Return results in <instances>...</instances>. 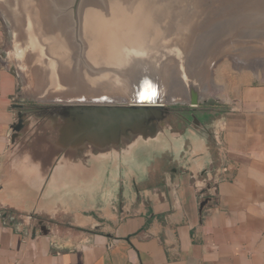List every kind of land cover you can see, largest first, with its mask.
<instances>
[{
    "label": "crops",
    "instance_id": "0c3cea01",
    "mask_svg": "<svg viewBox=\"0 0 264 264\" xmlns=\"http://www.w3.org/2000/svg\"><path fill=\"white\" fill-rule=\"evenodd\" d=\"M15 53L0 26V165L12 122L10 106L23 94ZM260 94V112L227 116L215 142L193 130L186 132L183 147H176V137L149 164L143 159L125 164L122 186H113L109 203L101 206L94 198L87 207L92 215H75L74 224L84 230L56 237L36 230L32 235L25 221L0 216V264H264V92ZM209 161L212 169L205 172ZM214 180L217 200L200 212V201L209 195L206 184ZM7 188L0 177L3 207L14 203L6 197ZM72 193L52 194L54 207L47 204L38 211L53 210L58 202L82 208Z\"/></svg>",
    "mask_w": 264,
    "mask_h": 264
},
{
    "label": "rangeland",
    "instance_id": "374dc122",
    "mask_svg": "<svg viewBox=\"0 0 264 264\" xmlns=\"http://www.w3.org/2000/svg\"><path fill=\"white\" fill-rule=\"evenodd\" d=\"M64 1L67 3L65 4ZM83 1H85V0H63L62 6H63V4H65L66 6L65 7L58 6L57 9H55V13H54V11L51 12V15L53 14V20H52V27L50 28V31L55 32V34H56V31H58L57 29L62 28L63 32H69V35L65 38V45L62 49V52H59V51H53V50L49 49V47L45 48V45H44L45 42L43 41L44 39L41 36L40 30L38 28L34 27V25L32 24V22L29 21V19L25 13H20L19 11L18 12L16 11V15L18 16L19 19L12 16V13H13L12 10L14 8V5L13 4L11 5L12 0H0V26L3 29V32L6 33V38L8 40V44H11L13 46V48H15V52H16L15 53V55H16L15 70L17 73L19 72L18 73L19 84L22 87L21 92H23V94L17 96V100H20V101H15V102H23L24 104H26V106H28L26 108L27 114L31 115L36 110L35 106H42V107H47V108H51V109L62 106V105H58V104L57 105H46V103H49V102L41 101V100H42V98H46V97L56 98L54 96L65 95L66 93H67V98L76 97V96L72 95L71 91L77 92L76 90H81L80 87L75 89V87H78L77 83L81 84L82 87L84 88L86 85L85 83H88L85 75H87L89 72L93 74L94 72H91V70L92 71L98 70L97 68H99L97 66L96 67L94 66V68H93L91 65H86L88 63V59L86 58L87 57L86 56V54H87L86 53L87 42L82 37V34L85 32H82L83 30L81 29L82 25L84 26L85 23H83V24H81V23L84 22V20L89 21L88 19H90L89 22H92L96 19V17L104 16L103 14H106L109 12L107 9L108 7H106V5H108L109 3L107 2V0H98V1L96 0L97 2H99L100 5L104 4L103 6H100L95 0H92L93 4H91V5H93V6H91L90 3H92V2H90L89 0H86L85 2H83ZM155 1L154 2L156 3L157 9L159 8L158 4L160 5L162 2H164V0H155ZM166 1L169 2V6H171V8L174 9L173 10L174 13H177V11H180V8H182V9L184 8L188 11V7L195 5V3L193 2L195 0H166ZM57 2L58 1H56V3ZM86 2H89V3H86ZM198 3L200 6L198 7L199 13L197 12V14H198V16L199 15L200 16L199 17L197 15L194 16L191 19L190 23L187 24L186 27L182 30L183 35L188 36L187 39H188L189 44H191V46L195 47L194 51L197 52L196 54H198L197 55L198 57L195 56V58L194 57L191 58L193 60H189V61L192 64H194L195 62L201 63V62H203L202 59L206 55H210L212 52V53H215L219 56V57L214 59V61H217V63L214 67H209L206 78L204 81H199L198 79H195L193 77H188V81L186 82L183 80L180 72L176 71L175 67L172 68L173 73L171 72V80L170 81L174 86H176L177 88H179V90H181V92L180 91L177 92V94L180 93V94H178V97L180 95H185V96L191 95L192 91L190 92V90H189L190 87H192L193 93L194 92H200L199 86L201 88H202V86H204V87H207L208 89H211V91L213 92L212 93L213 95L211 97L208 96L207 99L205 100L204 104L207 106L213 107V109H217V111L219 112V114L217 116V118L219 119L218 124H217V129H218V133H219V130L222 129L223 122L227 116H236L239 114L240 115L250 114V116H252V115L260 112L259 108L256 105V102H258L257 99H259V98L261 99V97H262L260 93L264 92V71L259 70L260 72H258V71L249 70V69H246L243 67L241 68V66H240L241 61L240 60H239L240 62L238 61L239 65L231 66L227 62V57L230 55L229 50L235 49L234 47L233 48L229 47L228 49H226L224 51L227 53H224L222 55L219 54V51L222 48L221 42L226 41V39L228 38L227 36H232L234 43H236V45H237V48L247 47L248 52H250V53L253 50L258 49V54L261 56L258 55L257 57L264 59V35H262V34H264V0H246V1L245 0H198ZM232 3H234V4H232ZM83 4H85L86 7ZM94 4H95V6H94ZM98 5H99L100 9L98 8ZM93 7H95L94 8L95 13L91 12L94 10V9H92ZM84 8H85V10H83ZM86 8H88V9L86 10ZM149 8L154 9L155 4ZM162 8H159V11H157V12L161 13L163 11ZM81 9L86 16L83 14ZM218 9H220V10H218ZM88 10H89V12H87ZM96 10L99 11L98 12L99 15H97ZM81 14L83 16H81ZM87 15H88V17H87ZM217 15H219V16H217ZM62 16H63V18H65V20H63V21H61ZM90 16H91V18H89ZM93 17H95V18L92 19ZM50 18L52 19L51 16H50ZM58 20H60V21H58ZM18 21H20V22H18ZM26 21H27V23H26ZM57 21L59 23H57ZM66 21L68 22L67 26H65ZM203 21H205V22L203 23ZM214 21H216V22H214ZM60 22L61 23L65 22V23L61 24ZM89 22H86V23H89ZM155 25L156 24H155V20H154V26ZM206 25H208V26H206ZM229 25H231V26H229ZM64 26H65V28H64ZM189 27H190V29H189ZM138 28L139 27L135 28V30H137V32H138ZM149 28L151 29V27H149ZM83 29L85 30L86 27ZM197 29H199V30H197ZM147 30H148V27L142 29V33L145 35ZM224 30L226 32H224ZM189 31H191V32H189ZM196 31L197 32L199 31V32L197 33ZM214 31H215V33H214ZM184 32H185V34H184ZM206 33H207V35H206ZM259 33H260V35H259ZM245 34H246V36H245ZM209 35L213 38H211ZM31 38L34 39L35 42H29ZM205 38L207 40L208 39L209 40L207 41ZM213 44H215V45H213ZM211 46H213V47H211ZM255 46H257V49ZM66 56L70 57V64H67V65L65 63ZM216 56H214V57H216ZM173 57L175 58V61H179V59H180L179 58L180 55L179 56L173 55ZM49 61H52L56 68H58L59 65H61L63 68L61 69L60 72H63L64 75L71 76L70 74H72L73 76H75V78L77 79V81H75V82H77V83H75L76 85L74 84V86L71 85L69 87L68 86L62 87L60 85V89H59V87H58L59 84L56 83L55 85L54 84L50 85L49 79H43V81H41V82L38 81L37 78H39L40 75L46 78L45 74H43L42 71H44L46 64ZM67 66L70 70V74L67 72ZM239 66H240V69H239ZM186 68H187V65H186ZM46 70H48L47 67H46ZM177 70H178V68H177ZM51 71H52V68L48 70L49 73ZM60 72L57 73L56 75L59 76ZM103 72L104 71H100L96 75L97 76L101 75ZM240 72H243V73H240ZM84 73H85V75H84ZM145 73L142 75L143 77L139 78L138 82L141 81L140 83L144 84V83H146L147 80L150 81V79H152L151 74H148V73L145 74ZM211 73H212V75H211ZM137 74L138 73L136 71H134V69H133L132 71H130V75L128 76L127 79L129 80V78H130V81H131L134 78H136ZM123 76H124V74H123ZM123 76H122V78H125V76L124 77ZM175 81H177V82H175ZM189 84H190V86H189ZM98 87H99V90L101 89L100 91L111 92L112 94H114V92H115L114 88H104L101 86H98ZM183 89H185V90H183ZM248 91L251 92L249 94V96L247 95ZM44 93H45V95H44L45 97L43 96ZM53 94H55V95L53 96ZM85 99L88 100V99H93V98H85ZM98 100L106 101L105 99L104 100L98 99ZM112 100H116V99H112ZM107 101H110V99ZM156 104H159V103H156ZM65 105H75V104H65ZM149 105H152V104L150 103ZM245 105L249 106V107L247 108V107H245ZM175 106H178V104L170 103L168 105V113L169 112H171V113L175 112L177 110V107H175ZM167 130L172 132L170 128H167ZM207 137H209V134H207ZM211 138H212V136L210 137L209 141L212 140ZM149 144H151V143L149 142ZM143 148H144L142 151V153L144 154V155H142L143 160H144L145 164H149L150 160L154 156H157L156 150L146 148L144 146H143ZM124 154L125 153H124V146H123V156H124ZM73 161H74V159H73ZM115 179H116V176L115 177L112 176V181H114ZM12 219L14 221H22V222L27 221L31 226H35V227L39 225L38 224L39 220H43V221L48 220L49 225L54 224L53 221H57L59 224L60 223L66 224L65 222H67V221L71 222V219H69V217L67 218V220L64 218H58L57 220L56 219H46L45 215H43V213H39V212H37L34 215V217L31 216V218L28 216H25L24 218H23V216H13ZM61 232H63V234L67 235L70 232H74V231L69 229V228H65V229H61Z\"/></svg>",
    "mask_w": 264,
    "mask_h": 264
},
{
    "label": "bare ground",
    "instance_id": "6f19581e",
    "mask_svg": "<svg viewBox=\"0 0 264 264\" xmlns=\"http://www.w3.org/2000/svg\"><path fill=\"white\" fill-rule=\"evenodd\" d=\"M56 1H58L59 3L57 2L58 3L57 4ZM62 1L63 0H12L11 5L12 4L14 5V8L12 10L13 11L12 16L19 19L18 16L16 15V11L17 12L19 11L20 13H25L29 21L32 22V24L34 25V27L40 30L41 36L44 39L43 41L45 42L44 43L45 48L49 47V49L53 51L62 52V49L65 45V38L69 35V32H63L62 28L57 29L58 31H56V34L55 32L50 31V28L52 27V20H53V14L51 15V12L54 11L55 13V9H57L58 6H62ZM89 1L92 2L90 3V5L93 4L92 0H89ZM154 1L155 0H109V1L107 0V2L109 3L108 4L109 6L106 5V7H108L107 8L109 11L108 13L103 14L104 16L102 17L101 16L96 17L95 19L96 21L94 20L92 22H89L90 19H88L89 21L84 20V22L82 21H81L82 23L80 22L81 24L85 23L84 26L82 25L81 29L83 31L82 30L81 31L85 32L82 34V37L87 42V47H86L87 57L86 58L88 59V63L86 65H91L93 68L94 66L99 67L97 68L98 70H93V71L91 70V72H94L93 74L89 72L87 75H85L84 73L89 83V84L85 83L86 85L84 88L82 87L81 84L75 82L77 81V79L75 78V76L70 74V70L68 66H67V72L71 76L64 75L63 72H60L63 67L59 65V67L56 68L52 61H49L47 64L45 63L48 70L52 68V71L49 73L45 67L44 71L42 72L43 74H45L46 78L40 75L39 78H37L38 81L41 82L43 81V79H49V84L55 85L56 83H58L59 89H60V85L62 87L63 86L69 87L71 85L74 86V84L77 83L78 87H75V89L80 87L81 90H76L77 92L71 91L72 95L77 96V97L82 96L83 98H93V99L98 98V99H105V100L116 99L117 100V99H125L124 97H127L128 99H132V95L135 94L136 86H137V91L141 89V93H139L138 97L142 99H145L146 97H148L147 92L149 91L158 92V97L156 100L147 101V99H145L143 104H150V103L156 104V103L163 102L166 100L176 101V99L179 98L178 94H180V93L177 94V92L178 91L181 92V90H179V88L174 86L170 81L172 68L175 67L176 71L180 72L183 80L186 82L188 81V77H193L195 79H198L199 81H204L209 67H214L216 65L217 61H214V59L219 56L211 52L210 55H206L204 58L202 57L203 62L201 63L195 62L194 64H192L189 61V60H193L191 58L193 57L195 58V56H197L198 54H196L197 52L194 51L195 47L189 44L188 39H187L188 36H184L182 30L186 27L187 24L190 23L191 19L194 16L196 15L198 16L197 12H198V7L200 6L198 3V0L193 1L195 5L188 7V11L184 8L183 9L180 8V11H177V13H174L173 11L174 9L171 8V6H169V2H167L166 0H164V2H162L160 5L158 4L159 8L163 7L162 8L163 11L161 13H158L157 11H159V8L158 9L156 8L157 2L155 1L156 2L155 3ZM66 3L67 2H65V4ZM86 3H89V2H86ZM97 3L99 4V2ZM65 4H63L62 7H65L66 6ZM154 4H155V8L150 9L149 7H152ZM99 5H98V8H99ZM103 5H100V6H103ZM94 8L95 7H93L92 9ZM87 9L88 8H86V10ZM83 10H85V8ZM93 11L91 12L95 13V9ZM87 12H89V10ZM98 12L99 11H97V15H99ZM50 16L52 17V19L50 18ZM81 16L83 15L81 14ZM89 18H91V16ZM94 18L95 17H93L92 19ZM61 19H62L61 21L65 20L63 16ZM154 20L156 24L155 26H154ZM58 21L57 23H59ZM85 21L89 23H86ZM204 22L205 21H203V23ZM63 23L65 22H62L61 24ZM67 24L68 22L66 21L65 26H67ZM85 27L86 29L84 30L83 28ZM136 27H139L138 32L137 30H135ZM146 27H148V30L144 35L142 33V29ZM149 27H151V29ZM224 32L226 31L224 30ZM227 37L228 38L226 39V41L221 42L222 48L220 49L219 54L222 55L224 53H227V52H224L226 49H228L229 47H232V48L234 47L235 49L229 50L230 55L227 57V62L231 66L239 65V62L241 61L240 63L241 68L243 67V68L258 71V72H260L259 70L264 71V59L257 57L259 55L257 46H255L257 50H253L250 53L248 52L247 47L237 48V45L236 43H234L232 36H227ZM29 42H35V41L34 39L31 38ZM173 55L174 56L180 55L179 61H175V58L173 57ZM65 63L66 65L70 64V57L66 56ZM186 65H187V68H186ZM240 66H239V69H240ZM133 69L136 72H138L139 70L141 71V76L139 75L140 77H143L142 75L145 72L148 74H151L152 79L149 78L150 81H148L147 80L148 78H147L146 79L147 81L144 84L140 83L141 81L138 82L140 78L139 76H137L131 81H130V78L128 80L127 78L130 75V71H132ZM100 71H104V72L101 75L97 76L96 74L99 73ZM59 72L60 74L59 76H57L56 74ZM240 73H243V72H240ZM123 74L125 78H122ZM132 85H134V87ZM98 86H101L104 88H114L115 92L114 94H112L111 92L100 91L101 89L99 90ZM199 88H200V92H196L197 98L199 96L203 98H207L208 96L213 95L212 94L213 92L211 91V89H208L207 87H204V86H202V88L199 86ZM54 95L55 94H53V96ZM54 97L67 98V93L65 95H58Z\"/></svg>",
    "mask_w": 264,
    "mask_h": 264
},
{
    "label": "water",
    "instance_id": "95a60500",
    "mask_svg": "<svg viewBox=\"0 0 264 264\" xmlns=\"http://www.w3.org/2000/svg\"><path fill=\"white\" fill-rule=\"evenodd\" d=\"M137 73L141 76L140 70ZM135 93H141V89L137 91V86ZM147 96V101L156 100L158 92L149 91ZM145 99L132 98L124 105L77 104L52 109L35 106L36 110L31 115L26 112V104L13 102L10 106L12 122L8 127L9 139L1 156L0 177L6 179L10 191L6 197L14 199V203L8 201L4 205L24 213L33 211L36 206L35 214L44 205L53 208L55 203L49 202L53 199L52 194L70 195L78 180L73 161L78 150L97 149L103 152L111 147L117 152L121 142L125 153L123 160L131 164L143 159V146L156 150L158 154L168 149L177 137L176 147H183L188 137L186 133L180 135L158 125L168 112V105L174 101L149 105L143 104ZM197 100L196 92L191 93L188 106L194 108ZM194 121H197L195 116ZM46 133L52 134L49 139ZM197 133L207 137L201 128ZM211 169L209 161L205 172ZM208 178H211L210 174ZM132 182L135 183V180ZM57 188L60 190L57 191ZM206 188L209 195L200 201V212L208 201L217 200V182L214 180L212 184H206ZM25 222L26 226H31ZM35 233L36 227L32 226L31 234ZM42 233L47 235V232Z\"/></svg>",
    "mask_w": 264,
    "mask_h": 264
},
{
    "label": "flooded vegetation",
    "instance_id": "af4514ba",
    "mask_svg": "<svg viewBox=\"0 0 264 264\" xmlns=\"http://www.w3.org/2000/svg\"><path fill=\"white\" fill-rule=\"evenodd\" d=\"M190 92L193 91L192 87H190ZM193 93V92H192ZM18 95H21L18 94ZM45 93L43 94V96ZM139 93H135L132 95L133 99H138ZM45 97V96H44ZM211 97V96H209ZM117 99L110 101H100L98 98L96 99H85L81 97H70V98H42L41 101H47L46 105H65V104H81V105H124L128 104V102L132 99ZM191 99V95L185 96L180 95L179 98L174 101L175 104H178L177 110L175 112H166L164 114V118L158 123L160 127L163 129L170 128L172 132L178 133H186L189 131H197L198 129H203L207 134H209V139L212 136V142L214 141V137L218 134L217 124H218V114L217 109H213L211 106H207L204 104L207 98H203L201 96L198 97L197 105L194 108H190L188 106V102ZM104 100V99H103ZM194 116L197 121H194ZM52 134L46 133L47 138L49 139ZM29 143V140H27ZM186 146V144H185ZM74 163L76 164L77 169V177L78 180L73 185L72 195L74 199H79V205L84 208L77 207V203H57L55 209H47L43 211H38L39 213H43L46 219H58L64 218L70 221L65 222L66 224H59L57 221H53L54 224L49 225V221L39 220L41 222L38 226H36V230L39 232H47L54 234L56 236H63V232L61 229L69 228L74 232H78L79 230H84L83 227H79L74 224V217L76 214L81 213L83 215H92L93 210L88 209V205L93 202L94 198H97L98 205L105 206L109 203L111 199L113 186H116L117 189L121 188L123 177L126 175L125 167L128 164L123 161V143H119V149L117 152L111 150V147L108 150L100 152L97 149L91 150H78L74 157ZM157 164L159 161L157 160ZM153 165V164H152ZM87 176L88 178H84ZM112 176H116L115 184L112 181ZM88 187V188H87ZM60 190L59 188L56 189ZM59 198L62 194L56 193ZM96 196V197H95ZM118 204L116 208L118 209ZM34 211L29 213L19 212L13 208L0 206V216L2 218L13 216H31L34 217ZM67 226V227H66ZM61 228V229H60Z\"/></svg>",
    "mask_w": 264,
    "mask_h": 264
}]
</instances>
